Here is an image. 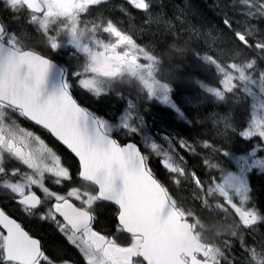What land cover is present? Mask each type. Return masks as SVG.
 Segmentation results:
<instances>
[{
	"label": "snow or ice",
	"instance_id": "1",
	"mask_svg": "<svg viewBox=\"0 0 264 264\" xmlns=\"http://www.w3.org/2000/svg\"><path fill=\"white\" fill-rule=\"evenodd\" d=\"M2 2L15 21L26 16V23L35 25L43 39L38 45L27 44L22 38L27 35L23 29L10 30L0 21V189L5 197L0 206V264H251L256 260L264 251V238L253 247L243 233L255 232L256 225L264 223V216L243 206L248 199L246 194L240 196L238 206L220 186L214 189L211 179L205 192L210 197L219 191L238 217L231 221L225 218L223 222L228 236L240 242L242 251L237 257L231 255L232 243L219 239V232L205 238L202 229L209 220L179 205L148 169L147 157L136 144L111 138L107 122L80 100L81 94L101 98L115 81L128 77L135 80L144 99L159 92L162 102H170L173 77L171 72L161 71L163 49L151 40L142 47L111 19L100 24L88 19L92 6L106 0ZM128 2L148 17L145 24L160 23L152 14L153 0ZM241 3L248 19L264 20V0ZM166 23L172 31L165 48L171 44L178 58L194 51L188 47L191 37L184 39L181 31L204 39L211 51L202 59L214 66L220 76L219 87L207 90L221 100L237 87L238 81L249 79L246 72L254 68L257 58L264 59V37L255 35L261 31L256 25L251 29L246 25L235 28L225 19L231 36L221 37L200 33L191 25L177 31L170 22ZM103 34L114 40L106 42ZM62 36H67L63 43L75 50L82 63L72 76L60 71L58 88L44 98L48 75L55 67L52 56L62 47ZM229 41L231 47L227 46ZM249 50L255 55H246ZM168 56L171 62V52ZM20 117L55 138L63 146L59 153L39 135L21 128L17 123ZM123 127L129 133L136 131L127 118ZM230 128L231 125H224L217 134ZM242 134L264 139V120H254L253 127ZM180 146L195 152L186 141ZM202 147L210 153L219 151L207 141ZM151 148L156 150L158 145L151 144ZM6 160L18 162L17 166L9 170ZM204 163L210 169L216 167L211 155L205 157ZM165 167L173 173L183 171L167 161ZM196 183L204 188L203 181ZM8 201H15L10 206L37 225H47L60 233L81 258L67 255L70 250L66 251L63 242L58 245L62 253L59 259L52 255L40 239L18 222L19 217L14 218L8 211ZM204 204L209 206V201L206 199Z\"/></svg>",
	"mask_w": 264,
	"mask_h": 264
},
{
	"label": "flooded vegetation",
	"instance_id": "2",
	"mask_svg": "<svg viewBox=\"0 0 264 264\" xmlns=\"http://www.w3.org/2000/svg\"><path fill=\"white\" fill-rule=\"evenodd\" d=\"M121 14V27L126 28L127 32V18L125 12L120 11ZM0 19H3V21L7 24L10 30H15L17 32H20L21 29L24 30V32L27 33V35H24L23 41L27 44L30 45H38L42 42V36L40 33L36 30V26L26 23V19H28L26 16L21 15L20 19L18 21H15L9 12L6 14L0 12ZM154 38H153V37ZM149 35V38L147 40H151L153 45L160 47L161 43H164V46L161 48L163 49L162 51V56H163V64L160 66L161 71L164 72H171L172 79L171 83L175 86V94L179 93L180 88L185 87V82L179 81L176 78V74H179L181 71H186L191 69L192 62L197 66L199 64L198 58L195 57L192 51L187 52L182 58H178L179 54H176L174 50L171 48V44H169L168 48L166 47L167 42H169L170 37L167 35H160L158 32H154L153 35ZM135 37V35H134ZM137 38V37H135ZM62 40V47L61 49L65 51H72V47L67 45L64 40V37H61ZM165 48V49H164ZM171 52L173 59L171 62H169V56L168 53ZM176 65H179L180 68L177 70H172L176 69ZM178 76V75H177ZM128 78V77H127ZM180 83L178 86V82ZM178 87V88H177ZM135 90L133 89L132 85L128 86V96H130V100L135 102L136 95H135ZM139 102L142 101L141 97L138 99ZM102 108L105 109V105H100ZM139 113H142V110L140 111L139 109L137 110ZM166 116V115H165ZM211 118L213 115L207 114L204 116H198L197 122H200V119H203L202 126L199 128L198 134L200 135L199 137H203L204 139H209L211 143H214L216 146H218V143L221 144H226L228 145L230 141H234V135L231 133L225 132V134L218 135V129L213 125ZM170 126H177V123H174L170 118H169ZM17 123L21 128H24L27 131H31L34 133V135H39L42 139L45 140V142L49 145V147H52L54 151H57L59 153L60 148L62 146L58 145L54 139L50 137L49 134H46L44 130H41L40 127L35 126L34 124L30 123L28 120H26L23 117H20L17 119ZM203 128V129H202ZM202 129V131H201ZM6 163L9 165V170L11 168L16 167L17 163L14 160H6ZM222 176L221 174L216 175L217 178H220ZM241 178L245 179L243 176V173L241 172ZM229 181H232V178L229 179ZM222 184H225V181H221ZM47 183H51V181H47ZM236 189H243L245 186V183L243 180L237 181L236 183ZM56 187V186H53ZM228 187H226L225 191L227 190ZM255 192L254 198L250 195L251 191ZM38 191V190H37ZM247 194L248 196V202L243 201V206L251 208V209H256L258 213H260L262 216H264V179L263 178H257V179H250L247 185V188L244 191V194ZM38 194L42 195V193ZM239 198V197H238ZM240 200V198H239ZM5 202V197L2 195V189H0V206H3ZM9 207L8 211L12 212L14 214V218L19 217L18 222L22 224V226L25 228L26 231H29L31 235L34 236V238L40 239L41 242L47 247L48 251L52 253V255L56 256L58 259L62 253L58 251V245H60L62 242L66 245V251L67 255L72 256L73 258H81L78 250L74 249L72 245L67 244V241L62 237V235L58 232H54L51 228H49L47 225L40 226L35 223V221L31 217H27L26 214L21 213L19 210L15 209L14 207H11L10 205H14L15 201H8L7 202ZM262 210V211H260Z\"/></svg>",
	"mask_w": 264,
	"mask_h": 264
},
{
	"label": "rangeland",
	"instance_id": "3",
	"mask_svg": "<svg viewBox=\"0 0 264 264\" xmlns=\"http://www.w3.org/2000/svg\"><path fill=\"white\" fill-rule=\"evenodd\" d=\"M179 8L180 7L178 6V4L171 5L170 9H171L172 12L175 13V16H173L174 18H172L171 20L170 19L166 20L167 22H170L171 25H173L175 27V30L177 28L179 30H181L179 28V26H178V23H175V20H178L179 22L183 21V23L184 22L187 23V20H189L190 18L194 19V16H195V15H192L190 13L191 17L185 15V18L183 20L181 18V16H180V15H182L183 12H181V10ZM96 9H97L96 7L92 8L91 12L96 11ZM166 15H167V12H160V14L157 15L155 18L160 20L161 17L163 18ZM203 16H204V19H202V20H203V22L205 24H207L209 19L211 20V17H212V16H210L208 14H203ZM177 17H179V19H177ZM247 22H248L247 20H244V23H247ZM158 24L156 23V27H155V29L153 31L158 32V33L161 32V30L166 32V33H170L172 31V28L169 27V23H166L167 24L166 29L164 27H162V26L158 27ZM187 25H188V23H187ZM189 25H191L194 29L200 28L201 29V30H199L200 33H205L206 32V28L198 27V26L194 25L191 22H189ZM182 29H183V26H182ZM208 32L211 33L210 31H208ZM190 35H193V38ZM181 36L184 37V39H188L189 37H191L190 40L194 39L195 42H190V40H189L188 47H190V49L200 48V50L201 51L203 50L206 54L211 51V49L208 47V45H206V43L204 42L203 38H200V39L196 38V36L194 34L189 33V32H184V31H181ZM196 39H198V40H196ZM195 53H196V51H195ZM58 54L60 56L64 57L66 59L67 63H71L72 64V60H71L70 57H67L66 55H64L61 52H58ZM209 65H210L209 63H207L206 61H204L201 58V59H199V66L200 67L196 66L192 62L191 69H190L191 71L187 72L185 75L176 74V78H177V80H179V81L182 80V81L186 82V84H187L188 81L193 80V76H192L191 72L197 71V69H199L201 67H202V69L204 67L208 68ZM210 66H211V68L215 69L214 66H212V65H210ZM179 68H180V66H179ZM177 69L178 68L172 69V70L174 71V70H177ZM246 74L248 75L249 79L246 80V81H238L237 82V87L231 93H227L225 95L224 99H222V100H225V98H227L228 95H231V96L234 97V95H236L238 93L241 94L240 98L239 99H235L234 102L238 103V104H241V110L242 111L243 110L246 111V110L250 109V111H249L250 116H249V119H248V122H247V129H246V130H249V129H251L253 127V121L254 120H264V73L262 71L258 70L257 68L256 69L253 68V69L247 70ZM219 79H220V76H219V74H218V72L216 70L215 80H217L219 82ZM209 87H216V86L213 85V84H205V87L202 88V90L206 91ZM193 92L196 95H198V93L195 90ZM208 95L212 96V98L215 101H218V102L222 101L221 99L217 98L213 93L208 92ZM87 97H88L89 101L93 102V97H91L90 95H87ZM94 98L97 99V100H100V101H105V100H107L109 98V96H107V95L103 96L102 95L101 98H96V97H94ZM202 98H203V95H200L199 97L195 96V101L193 99H191V100L196 102V103H198V104H201ZM225 102H226V100H225ZM233 118H234V114L230 113V114H224L223 117H218L217 120L215 118H211V120H212V123L214 125H215L214 121H220L221 122L220 124H216V127H218L219 129L223 128L224 125H231V128L227 129L226 132H234L236 126H235ZM255 136H258V135H255ZM252 137H254V136H252ZM245 138H249V137H245ZM262 142L264 144V139H262ZM262 148H264V146H262ZM251 149L252 150H251L250 153L253 154V152H254L253 147H251ZM256 149H257L256 153H258L259 148L256 147ZM248 161H249V166L250 167L258 168V169L261 168L262 170H264V155L260 154V155H258L256 157L251 156V158L248 159ZM194 182H195L196 186H198L201 189V187L196 183V180H194ZM196 197H197V199L199 198V199H202L203 201H205L207 199L204 195L200 196L199 194H197ZM210 204L211 203L209 202V205ZM218 204L219 203H217L216 205H218ZM220 208H223V207H220ZM208 234L210 235V232ZM229 241L232 243L233 248H234L235 247V243H233V241H231V240H229ZM257 261H259L261 263L260 254L257 256L256 260H253L251 262V264H257Z\"/></svg>",
	"mask_w": 264,
	"mask_h": 264
},
{
	"label": "trees",
	"instance_id": "4",
	"mask_svg": "<svg viewBox=\"0 0 264 264\" xmlns=\"http://www.w3.org/2000/svg\"><path fill=\"white\" fill-rule=\"evenodd\" d=\"M234 1H238V0H217L216 19L212 18L211 20L209 19V21H208V24L211 27L210 28L208 26V28L212 29V31L219 34L221 37H230L231 36V33L229 31H227V29L225 28V23H224L225 19L229 20L231 22V24L233 25V27H236V28L238 27V25L236 24V22L234 20H231V19L227 18V16H226V12H232L235 8V5H237L236 2H234ZM223 13H224V15L221 18V14H223ZM227 46L231 47L232 43L229 41ZM252 55H255V53L252 52L250 54V56H252ZM240 59L243 60L242 57H240ZM256 65L264 70V59L257 58ZM239 111H240V114L245 115V113L241 111V108ZM195 167H196L195 169H196L197 174H199V176L201 177L202 176L201 172H202V170L205 169V166L201 168V165H195ZM186 170L188 171V168H186ZM186 174H188V173H186ZM210 218H212V217H210ZM216 225H219V223L216 222V224L213 225L214 229L216 228ZM220 227L222 228L221 225H220ZM258 236L260 239L264 238V232H259Z\"/></svg>",
	"mask_w": 264,
	"mask_h": 264
},
{
	"label": "water",
	"instance_id": "5",
	"mask_svg": "<svg viewBox=\"0 0 264 264\" xmlns=\"http://www.w3.org/2000/svg\"><path fill=\"white\" fill-rule=\"evenodd\" d=\"M54 70H55V67L53 68V75H52L53 78L51 79L49 76L47 78V84L45 85V89L43 93L44 98H47V96L51 94L59 86L60 77L59 75L56 74V70L55 71ZM48 82H51L53 88L48 84ZM131 143L135 144L134 142H131ZM136 146L139 149L137 144Z\"/></svg>",
	"mask_w": 264,
	"mask_h": 264
},
{
	"label": "bare ground",
	"instance_id": "6",
	"mask_svg": "<svg viewBox=\"0 0 264 264\" xmlns=\"http://www.w3.org/2000/svg\"><path fill=\"white\" fill-rule=\"evenodd\" d=\"M208 3V2H207ZM197 6V5H196ZM179 30V29H178ZM162 36V35H161ZM230 46V45H229Z\"/></svg>",
	"mask_w": 264,
	"mask_h": 264
}]
</instances>
